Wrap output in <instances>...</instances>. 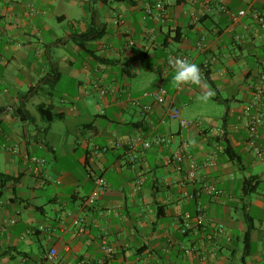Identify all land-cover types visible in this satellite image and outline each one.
<instances>
[{"label":"crops","instance_id":"obj_1","mask_svg":"<svg viewBox=\"0 0 264 264\" xmlns=\"http://www.w3.org/2000/svg\"><path fill=\"white\" fill-rule=\"evenodd\" d=\"M152 1L0 0V174L13 176L0 184V264H264V117L255 146L247 126L264 112L251 15L264 0H163L165 23L145 17ZM90 28L101 35L78 38ZM184 55L209 69L177 86L169 58ZM159 87L165 103L145 95ZM160 135L172 139L145 148ZM175 151L201 164L194 180L186 158L168 162ZM97 176L108 186L90 203Z\"/></svg>","mask_w":264,"mask_h":264},{"label":"built area","instance_id":"obj_2","mask_svg":"<svg viewBox=\"0 0 264 264\" xmlns=\"http://www.w3.org/2000/svg\"><path fill=\"white\" fill-rule=\"evenodd\" d=\"M166 3L163 0H154L152 2H147L145 4L144 7V11H145V17H150L156 21H160L162 23H165L168 19L167 13H166ZM224 10L226 8H223ZM227 10V9H226ZM247 13V10H240L237 13L232 12L231 13V19L233 21V23L239 22L240 18L245 15ZM251 15L253 16V18L258 22V24L262 27H264V12H260L258 10H252L251 11ZM203 14H193L192 15V22H199L202 18ZM206 37L204 35H202L200 37V39L198 40V44L202 45L203 42L205 41ZM245 39L244 35H239L236 37L237 41H243ZM173 59V58H172ZM180 59L188 60V56L184 55L182 56ZM175 60V59H173ZM171 66V64H169ZM261 66H262V70H261V74L259 77V82L257 84H255L254 86V92L255 94L261 95L264 93V51L261 57ZM209 69V64L205 63L203 64V66L201 67V72H202V77L205 78L207 71ZM104 92V91H103ZM145 95H151L158 103H165L167 100V96H168V92L166 91V89L164 87H159L156 90H153L151 92H146ZM138 102V100H136ZM169 115L171 118L174 119H178L180 121V125L183 127H188L191 125V121L184 119L181 117V113L180 110L177 107H173L171 108ZM264 117V112L263 111H259L257 114L251 116L249 122H248V133H249V142L252 145H256V142H258L259 140V133L257 130L258 125L262 122ZM171 136H166V135H160L157 136L153 141H145L144 142V146L145 148H149L151 147V145L153 143L156 144H165L171 141ZM108 148L107 147H103L100 149V151H106ZM262 153H264V149H262ZM187 159L188 161V172H189V178L191 180H194L196 178V175L198 173V169L200 168V163H198L191 155L182 152V151H175L173 153V155L168 159V162H172L173 160H181V159ZM44 161V160H42ZM215 164V160L214 159H209L207 161H205L203 163L204 166H211ZM179 169H181V167H179ZM95 183L97 185V191L92 194L89 198L88 201L90 203L95 202L96 200V195L99 192L104 191L107 186L108 183L106 181V179L103 176H97L95 178ZM205 191L208 194H212L214 197H218L220 195V191L214 189L212 186L206 184L204 186ZM193 217L190 214H186L185 216V220L183 221L182 227H181V232L182 233H187V231L189 230V228H191V219ZM195 221L197 222V224H202L203 223V214L201 212V209L198 210L197 215L194 217ZM82 230H84L82 228ZM226 232V227L223 224H218L217 226H215L214 230L212 232H210L208 234V238L213 239L215 238V236L220 235V234H224ZM102 250L107 254V256L112 257L115 249L112 245L107 244L106 242H104L101 246Z\"/></svg>","mask_w":264,"mask_h":264},{"label":"clouds","instance_id":"obj_3","mask_svg":"<svg viewBox=\"0 0 264 264\" xmlns=\"http://www.w3.org/2000/svg\"><path fill=\"white\" fill-rule=\"evenodd\" d=\"M169 64L175 69L172 80L178 86L190 82H199L202 78L201 67L197 62H189L180 58H169Z\"/></svg>","mask_w":264,"mask_h":264},{"label":"trees","instance_id":"obj_4","mask_svg":"<svg viewBox=\"0 0 264 264\" xmlns=\"http://www.w3.org/2000/svg\"><path fill=\"white\" fill-rule=\"evenodd\" d=\"M157 22H160V21H157ZM160 23H162V22H160ZM95 33H96V31H95ZM95 33H94L93 28H90L87 32L79 34L78 38H80V39H82L84 41V40H87L90 37H92V35H93V38H97V37H99L101 35L100 31H97V34H95ZM83 41H82L81 45H84L83 44ZM260 74H261V72H260ZM260 74H259V77H260ZM39 110L48 119V113H50L51 108L50 107H45L44 105L40 104L39 105ZM257 130H258V127H257ZM258 133H259V131H258ZM11 179H13V176H11V175H8V174H0V181H1L0 184H1V186H3L4 183L8 182Z\"/></svg>","mask_w":264,"mask_h":264},{"label":"rangeland","instance_id":"obj_5","mask_svg":"<svg viewBox=\"0 0 264 264\" xmlns=\"http://www.w3.org/2000/svg\"><path fill=\"white\" fill-rule=\"evenodd\" d=\"M137 18L138 17H140L141 16V13L140 12H138L137 14ZM52 27H55L56 29H57V32L60 34V35H62V29L63 28H65L66 26H64V24H63V26H59V24H58V22L56 21V20H52ZM46 35H49L50 33L49 32H47V31H45L44 32ZM64 51H65V49H61L60 51L59 50H57V52H58V54H61V53H64ZM64 83H65V87L66 88H68L69 86H70V80L69 79H66L65 81H64ZM62 86V85H61ZM58 86H56V90L58 91ZM54 98H55V100H57L58 99V96H57V94L54 96ZM209 101V100H208ZM210 102H212L213 103V101H210ZM176 128H178V126L176 127Z\"/></svg>","mask_w":264,"mask_h":264}]
</instances>
